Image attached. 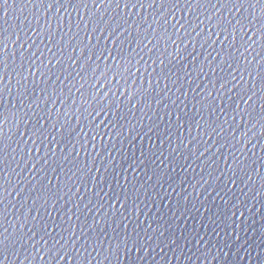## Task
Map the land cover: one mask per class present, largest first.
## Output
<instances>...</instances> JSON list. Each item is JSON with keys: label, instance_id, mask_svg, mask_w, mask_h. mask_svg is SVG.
Segmentation results:
<instances>
[{"label": "water", "instance_id": "water-1", "mask_svg": "<svg viewBox=\"0 0 264 264\" xmlns=\"http://www.w3.org/2000/svg\"><path fill=\"white\" fill-rule=\"evenodd\" d=\"M262 8L0 0V264H264Z\"/></svg>", "mask_w": 264, "mask_h": 264}, {"label": "snow or ice", "instance_id": "snow-or-ice-1", "mask_svg": "<svg viewBox=\"0 0 264 264\" xmlns=\"http://www.w3.org/2000/svg\"><path fill=\"white\" fill-rule=\"evenodd\" d=\"M4 2H6V0H4ZM247 2L252 3V0H247ZM255 4H260V5L264 6V0H255ZM253 6H254V4H253ZM261 14L264 15V8H262ZM0 63H2V61H0Z\"/></svg>", "mask_w": 264, "mask_h": 264}]
</instances>
